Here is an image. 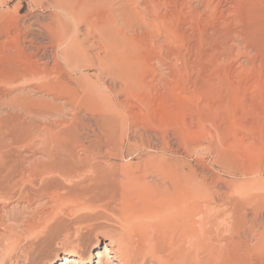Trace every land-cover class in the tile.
<instances>
[{
    "label": "rangeland",
    "instance_id": "obj_1",
    "mask_svg": "<svg viewBox=\"0 0 264 264\" xmlns=\"http://www.w3.org/2000/svg\"><path fill=\"white\" fill-rule=\"evenodd\" d=\"M158 1L162 2V10L167 15L176 13L173 25L178 24L183 32V39L174 47L179 54L175 58L164 47L152 48L150 40L149 49L144 50L149 54L154 52V55H161L162 62L174 63L176 77L167 75L165 77L168 81L164 82L162 71L164 74L168 69L159 62L156 72L159 73V78L154 81L159 83L156 90L153 93H144L146 100L141 104L137 101L138 105L132 109L131 115L126 113L123 117L117 115V125L113 126L114 128L104 127L98 114L84 111L79 117L78 130L69 134L71 122L66 126L64 124L71 118L70 115H65V118L55 117L52 123L55 133H58L57 136L46 134L49 138L52 137L53 141L58 136L64 137L67 146L59 147L51 144L52 139L49 142L43 141L46 138L43 122L30 118L31 116H27L26 111H21L20 108L12 107L10 101L14 93L6 99L10 100L8 101L10 105L1 106L0 148L7 146V142L14 162L12 170L0 175L3 179L0 181L5 188L4 193H0V218L10 220L9 228L0 229V232L12 234L11 238L14 237L13 241L16 242L14 241V246L10 249H6L3 246L5 239L0 240V252L5 256L0 264H16V261L24 264L27 253L35 259L32 264H48L63 248H70L76 254L83 252L86 257L98 236H108L109 232L115 229L126 232L130 244L140 242L144 237L156 235L176 240L173 245L168 244L169 249H165L167 254L164 251L165 255L161 254L163 257L159 259L153 257L149 251L145 253L143 250L139 251V248L134 250L137 254L135 264H179L181 261L175 257V253L179 255L177 252L182 249L190 251L189 248L199 239L195 237L201 235L208 241H205L206 248H199L194 254L196 264L203 261V263L207 261L205 264L263 263L259 262L261 261L259 258L256 260L257 258L250 256L255 251L258 255L261 252L259 248L252 250L251 247L246 253L238 254V258L234 255V251H231V248L239 246L245 240L249 241L250 246L254 245V240H257L256 237L259 235L251 234L248 225L247 227L238 225L230 214L227 220H218L220 223L209 221L210 227L214 228L210 229L208 225L205 229L207 231L202 232L206 234L201 233L198 220L195 219V231L181 237L179 232L160 231L159 226L163 227L162 220L136 211L134 204L137 199L127 194L128 190L125 186L129 181L156 179L160 175L163 176L161 165H179L181 174H193L200 179L214 176L217 180L219 177L223 186L215 187L216 195L219 197V202L222 200L229 210L235 208L234 203L243 202L248 196L264 197V188L262 189L260 184H251V178L255 180L258 177L261 182L264 180V156H260L261 152L249 145L253 136L261 138L258 134H262L264 139V57L262 55L264 51L262 53L261 49L256 50L252 47V41L246 36L249 33L259 34L264 31L262 27L264 0H244L246 4L243 0L242 2L240 0H164V4L163 0ZM30 2V0H8L5 10H12L10 12L12 14L19 11L21 16L24 14L28 23L36 21L37 18L43 20L44 17H48L51 11L42 6V1L37 4ZM17 5L22 7L19 6V10L15 9ZM229 35L234 37L228 38ZM8 41V46L14 44V40ZM233 41L237 42L238 47L240 46L239 50L237 46H233L229 51V44ZM222 57L226 62L221 61ZM205 77L216 79V81L211 80L212 87L210 85L199 87ZM196 82L198 88L195 86ZM228 83L229 86L240 85L237 95L234 93L232 95ZM165 84H168L171 90L165 87ZM10 88L13 89V86H10L9 90ZM27 92L28 90L19 93L17 91L15 94L27 95ZM29 92L28 95L34 99L37 97V101L39 97H44L34 90ZM234 96L246 97L247 107L250 102L258 103L256 109L259 108L262 114L256 111L254 115L248 116L243 109L244 106L242 107L237 99L233 98ZM249 107L252 108V104ZM183 113H185L184 117ZM65 119L66 121H63ZM246 126H252L254 131L245 130ZM260 126L263 131L260 130ZM49 148L53 156L52 160L42 155L43 152L46 153L43 149L49 150ZM48 159L52 165L45 164ZM242 208L247 214L250 212V217L253 216L251 214V211H254L253 204L243 203ZM254 212L260 213L264 222V203ZM13 225H15L14 229ZM210 238H222L225 242L223 255L218 254L215 245L217 242L221 244L219 242L221 239L215 242V240L209 241ZM193 239L195 242L192 241ZM251 239L254 240L250 242ZM24 249L28 251L23 255ZM226 258L229 259L226 261ZM175 259L178 260L175 262ZM191 259H189L190 263H195V260L192 259L191 262Z\"/></svg>",
    "mask_w": 264,
    "mask_h": 264
},
{
    "label": "bare ground",
    "instance_id": "obj_2",
    "mask_svg": "<svg viewBox=\"0 0 264 264\" xmlns=\"http://www.w3.org/2000/svg\"><path fill=\"white\" fill-rule=\"evenodd\" d=\"M30 1V3L35 4L42 1V6L51 11L48 17H44L43 20L37 18L36 21H29L30 23H28L27 19L23 16L24 14H22L21 16L18 13L19 11H17L16 14H12L10 13L12 10H5L8 0H0V109L1 106L4 107L5 105L9 104L8 101L10 100L6 99L9 95H12L14 93L13 97L11 96L12 100L10 101L12 107L16 109L20 108L21 111H26L27 116H31H29L30 118L33 117L35 120L43 122V131L46 135V138H44L43 141L46 140V142H49L50 139H52L50 142L55 146L63 147L67 145H65L66 142H64V137L62 138L61 136H58L53 141V138H49V136L47 135L51 134L57 136L58 134L55 133L56 131H54L55 128L53 127L52 123L53 118L60 116L65 118V115H70L71 118L69 120H63L66 121V123L64 124L65 126L68 122H71L68 131L69 134L70 132L78 130L79 117H81L84 111L94 112L98 114L102 119V125L104 127L110 128L117 125V115H120L121 117H123L125 113L127 115H131L132 109L136 105L141 104L142 101L146 100L147 97L145 96V94L153 93L156 90L159 83H155L154 81H157L159 78V73L156 72L159 62H162V58L161 55H154V52H152L151 54L146 53L144 49H149V40V42L152 43V46L150 45L152 48H155L157 46L158 48L164 47V49L168 51V53L172 55V57L175 58H177L179 54V52L176 50L177 48L174 49V47L175 44H178L179 41L183 39V32H181V28H179L178 24L173 25V21L176 20H174V18L176 17V13H169V15H167L162 10V2H157V0ZM240 1L242 2V0ZM243 2L244 4H246L244 0ZM19 6L22 7V5H17L15 9H18ZM43 11L45 12V10ZM38 15L40 16V14ZM204 23H206V20ZM210 23H212V21H210ZM209 35L213 36V34ZM246 36L250 41H252V47H254L256 50L261 49L263 53L264 31L259 34L249 33ZM229 37H234V35H229L228 38ZM8 40H14V44H9L10 46H8ZM202 42H204L203 39ZM181 44L183 43L181 42ZM229 45V51H231L233 49L232 47H235L238 44L237 42L235 43V41H233ZM239 49L240 46L238 47V50ZM229 51L227 50L228 53ZM221 54L225 56L223 52H221ZM262 55L264 57V53ZM177 60L179 61V59ZM221 61L226 62L225 58L223 57ZM162 63L163 66L168 69V72L164 74L162 71L163 77H161L164 78V82L168 81L165 77L167 75L169 77H176L173 68L174 63H167L164 61ZM219 77L217 78V80L219 79ZM211 80L216 81V79H207V77H205L203 83H200L201 86L199 87L207 85L211 86ZM196 85L197 82L195 83V86ZM10 86H13V89L10 88L9 90ZM165 87L169 88L168 84H165ZM238 88H240V85L238 84L229 86V90L230 92H232V95L233 93L236 95L238 94ZM27 90L28 92L29 90H34L35 92L42 94V96L44 97H39V100L37 101V97L36 99H34V97L28 95V92L27 95L25 93L21 95L18 94L19 92H26ZM17 91L18 93L15 94ZM30 93L31 92H29V94ZM233 98L237 99L242 107L244 106L243 109L248 116L249 114L254 115L256 111L258 114L261 113L258 110L259 108L256 109L259 105L258 103L257 105L255 102H250L249 104H252L251 108L249 107L250 105L248 107L246 106V104H248L246 97L244 98L243 96H234ZM21 114L23 113H20V115ZM184 116L185 113H183V117ZM81 121H83V119ZM85 122L82 123L84 124ZM259 128H261V131L264 130L261 126ZM244 129L254 131V129H252V126H246L244 127ZM258 135H260L261 138H257L258 136H253V138L249 142V145H251L252 148L255 147V149H257L256 151L261 152V154L259 153L260 156H264V139L262 138V134ZM6 144L7 146L3 143V145L5 146H2V148H0V175H4V173L9 172L13 168L14 160L10 155V146L7 142ZM43 151L46 152L42 153L43 157L47 156L49 157V159L51 158L50 160L53 159L50 148L49 150L43 149ZM49 159L46 163L44 162L47 166L52 165ZM160 168L163 171V176L160 175V177L156 179L145 178L142 180H136L135 182L129 181L128 185L125 186V189L128 190V196H132L137 199L136 203L134 204V208L136 211H139V213L141 212L142 214H148L155 219L160 218L163 223V227L159 226L160 231L164 233L179 232L181 234V237L195 231V219L198 220L200 231L202 233L211 221L218 222V220L221 219L225 221L229 218L230 214L236 220L238 225L246 227L248 225L251 234L259 235V237H256L258 238L257 240H250V242L252 240L255 241L254 245L250 246L249 241L245 240L243 243H240L239 246L233 245L234 247L231 248V251H234V255L238 258V254L242 255L246 253L251 247L252 250H257L259 248L261 252L258 255L255 254V251V253L250 254V256H254L255 258H257L256 260H258L259 258L261 260L259 262H263L262 264H264V222L261 214L254 212L255 210H258L260 206H263V196H248V198L245 196L246 199L243 202H236V204L234 203L235 206L231 202V204L235 208H230L229 210L227 205L225 203H222L221 199V201L219 202V197H217L216 195L215 187L220 186L222 188L223 186L221 181L218 179L219 177L217 178V180L214 176L213 178H208L206 176L200 179V177H195V175L193 174H181L179 165H161ZM257 178L255 180L251 178V184H260L261 188L263 189L264 180H262L261 182L260 179ZM0 179L1 181H3L2 178ZM252 179L254 181H252ZM1 181L0 193H4L3 190L5 188ZM223 194L222 196H224ZM243 203H245V205H254V211H251V214L253 215L252 217L249 216L250 212L248 214L244 212L246 210L242 208ZM223 210L226 212H224ZM9 222L10 220L0 218V229H8L10 225ZM39 222L40 221H38V223ZM14 226L15 225H13V229L15 228ZM210 226L211 225H209V227ZM156 228H154V230ZM212 228L214 227H210V229ZM150 230L153 229L150 228ZM5 234L6 233L0 232V240L5 239V245L3 246H5L6 249H10L12 246H14L15 240L13 241L14 237L11 238L12 234ZM202 234L206 233L204 232ZM137 237L140 238V235L137 234ZM197 238L199 239L197 240L195 245L192 246L193 248L191 246V248H189L191 249L190 251L193 252L182 249V251L179 250L177 252L179 253V255L175 253V257L181 261V263L179 264H191L189 259H193L194 254L197 253L196 251H198L199 248H206L205 241H208L207 238H202V235L201 237H195V239ZM213 240H215V242L216 240H220L219 242H221V244H219L218 242L216 244L213 242V244L216 245L218 254L223 255L225 242L222 241V238L209 239V241ZM192 241L195 242L194 239ZM175 242V239L156 235L149 236L147 238L144 237L142 241L130 244L129 236L127 235V233L115 229L113 231L111 230L108 236H98L94 244L90 247L88 256L85 257L83 252L76 254L75 251L70 248H63L56 253L55 257L51 259L48 264H135V255L137 254L134 252V250L139 248V251L143 250L145 253L149 251L153 257L159 259L160 257H163L161 254H164L163 252L165 251V249H169L167 248L168 244L173 245ZM29 248H31V246ZM27 251V249H24L22 251L23 255L24 253L26 254ZM4 258L5 256H3V254L0 252V263H2ZM25 258V262L29 264H32L35 260L34 258H31L29 253L25 255ZM228 259L226 258V261ZM177 260L175 259V262ZM193 260H195V257ZM231 261L233 262V260ZM203 262H201L200 264H202ZM16 264H19V262L16 261ZM192 264H196V260L195 263Z\"/></svg>",
    "mask_w": 264,
    "mask_h": 264
}]
</instances>
